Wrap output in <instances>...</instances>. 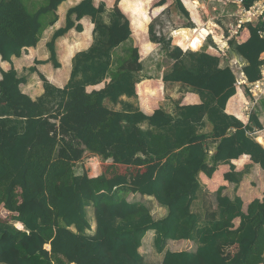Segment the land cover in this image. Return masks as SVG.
<instances>
[{"label": "trees", "instance_id": "16d2710c", "mask_svg": "<svg viewBox=\"0 0 264 264\" xmlns=\"http://www.w3.org/2000/svg\"><path fill=\"white\" fill-rule=\"evenodd\" d=\"M65 1L0 0L3 61L11 62L24 48L36 47L44 31L57 22L58 7ZM173 1L182 15L191 18L185 0ZM257 1L243 0V7L249 9ZM32 2L39 4L37 10L28 7ZM166 3L159 0L154 7L163 8ZM104 11L85 0L68 12L66 27L49 44L51 59L60 67L54 43L75 27V14L78 21L91 16L96 31L107 38L103 48L76 56L71 82L56 92L63 99L57 110L47 106L54 95L39 72L46 93L35 102L20 89L26 79L18 78L14 68L8 72L0 68V264H145L139 249L149 231L156 232L160 251L168 240L200 244L189 252H166L163 264H263L264 197L249 204L245 213L241 198L224 195L231 183H241L253 165L264 171V147L248 135L254 127L262 129L259 115L253 114L252 126L246 127L236 114L229 115L235 103L229 101L241 87L230 66L220 67L226 55L216 51L212 38L201 51L185 52L173 46L172 38L156 32L159 17L137 34L132 16L127 18L118 5L111 26H105L97 21ZM246 28L249 40L242 44L232 40L229 50L246 61L243 74L248 83H254L261 78L264 21ZM76 29L82 31L80 26ZM125 43L130 46L118 57L113 51ZM149 45L159 46L170 63L157 78L191 88L201 96V104H179L175 116L160 107L146 116L104 106L105 98L116 101L131 90L127 83L133 74L145 71L143 54ZM80 75L83 80L77 81ZM106 76L111 81L104 89L87 92V87L102 84ZM146 86H139L142 96ZM205 94L210 99L205 100ZM205 119L214 127L210 134L200 133ZM144 123L148 128L141 127ZM212 146L214 163L210 165L206 157ZM87 154L101 158L97 178L85 171L77 174ZM245 157L249 160L245 171L237 172L233 162ZM200 173L220 184L217 210L205 200L204 222L191 210L201 187ZM131 194L154 197L168 215L155 221L144 204L128 201ZM89 203L95 207L97 223L93 236L86 234L91 229L86 215ZM236 218L241 219L238 228L233 224ZM14 222L23 223L26 231L17 229Z\"/></svg>", "mask_w": 264, "mask_h": 264}, {"label": "crops", "instance_id": "0c3cea01", "mask_svg": "<svg viewBox=\"0 0 264 264\" xmlns=\"http://www.w3.org/2000/svg\"><path fill=\"white\" fill-rule=\"evenodd\" d=\"M85 0H67L62 3L57 10V22L55 25L46 29L37 44L36 47H28L22 50L20 57H12L11 62L3 61L0 55V68L3 71H10L14 68L18 74V78L26 79V82L20 85V89L23 94L30 97L33 101L37 102L44 98L46 90L43 82L41 81L38 72L43 75L49 83V93L54 95V98L49 99L48 108L55 111L59 108L63 99L57 91L64 90L72 80L74 70V60L78 54L87 53L93 48H103V45L107 41L106 36L99 31H96V25L93 22L91 16H85L80 21L77 20L76 14L72 16V20L75 23V27L63 36L55 40V52L56 62L60 65L57 67L52 61L51 51L49 44L53 41L54 35L61 29H64L67 25L68 12L72 9L77 8ZM93 7L99 9L101 6L105 8V11L100 14L97 21L105 26H111L113 22V11L118 5L121 12L129 18L126 12L121 8L122 0H92ZM159 0H152V7L155 2ZM174 4L173 0H167L165 4L167 7L156 17H160L163 13ZM30 10L34 11L39 8V4L34 2L28 4ZM130 19V18H129ZM155 19V18H154ZM82 27V31L79 32L76 27ZM245 31L248 36L246 40L242 41ZM250 38V32L248 29L242 30L239 37L238 44L245 43ZM114 49L113 53H117L118 57L125 55V48L130 46L129 43L122 45ZM141 52V48H140ZM229 58V56H227ZM235 62L239 61L242 66H246V61L239 55L234 54ZM117 58V57H116ZM105 60V59H104ZM99 61L104 63L105 61ZM234 62V63H235ZM145 66V65H144ZM220 67H224L222 64ZM36 68L37 72L33 73L30 70ZM146 68V67H145ZM163 76V72L159 76ZM3 76L0 72V81ZM83 76L80 75L77 81H82ZM111 81L107 76L105 77L102 84L96 86L87 87V92L100 91L105 88V84ZM131 84V90L124 91L118 100H113L111 97H107L104 100V106L114 112H137L140 111L146 116H152L156 108H163L166 113L173 116L177 115V106L197 105L202 103L201 96L194 93L193 90L182 83H164L157 77H143L142 72L135 73L129 78ZM148 83V88L145 90V96H142L139 92V86ZM190 99V101H188ZM204 99H210L207 94L204 95ZM230 102V101H229ZM226 113L227 112L226 109ZM241 113V112H239ZM237 116L236 110H233L232 114ZM239 115V114H238ZM260 118V116H259ZM263 118L260 119L262 126L264 127ZM206 126L200 131L201 134H210L213 132V125L205 119ZM142 128H148V123H144ZM262 127V128H263ZM263 138L262 136H260ZM264 139V138H263ZM259 142L258 140H256ZM260 143V142H259ZM264 147V144L261 143ZM215 146L211 147V153L207 155V163L212 165L214 163ZM110 160L108 163H111ZM249 160L247 157L233 162L236 165L237 172H244ZM101 158L99 156L87 154L83 162L79 164L77 174H82L84 171L88 173L91 178H97L101 175ZM200 190L197 193V199L193 202L191 210L197 213L202 222L206 218L205 200L208 198L211 203V209L217 210L218 203L216 198V190L218 189V183H214L209 180L204 174H199ZM224 195L234 200L239 197L243 201V211L246 213L249 204L256 199H262L264 197V171L259 165H253L250 170L245 173L242 177L240 184L231 183L228 188L224 191ZM130 203H142L149 210L155 221L164 219L168 215V209L161 206L154 197L142 196L140 194H131L128 196ZM86 215L91 226V229L86 231L87 235H95L97 231L95 207L92 203L87 204ZM241 219L236 218L233 221L235 228L240 226ZM17 229L26 231V227L23 223L14 222L12 223ZM17 224L23 226L22 229L17 227ZM71 230L76 232L75 227H71ZM152 233V234H151ZM200 244L198 241L180 240L172 241L168 240L160 251L159 245L157 244V234L155 231H149L144 237L142 247L139 249L140 254L144 258L145 264H163L166 252H189L197 249ZM46 250H50V246H45ZM264 264V263H263Z\"/></svg>", "mask_w": 264, "mask_h": 264}, {"label": "rangeland", "instance_id": "374dc122", "mask_svg": "<svg viewBox=\"0 0 264 264\" xmlns=\"http://www.w3.org/2000/svg\"><path fill=\"white\" fill-rule=\"evenodd\" d=\"M186 1V2H185ZM186 6L188 10L191 12V18L185 17L182 15L173 4L169 9L163 13L162 16L159 17L157 24V34H163L168 39L173 38L172 33L174 32V38L172 39L173 46H179L183 50H186L187 47L193 48L195 51H199L200 46L203 43V40L210 34V32L214 35V39L217 43L225 46L221 35L222 30H227L226 25L235 24L234 18H224L222 15V11L226 8L228 11H235L236 8L231 4L222 3L219 0H198L202 7L198 6L197 10L203 8V10L199 11L200 17L204 19L202 22L198 16L197 11L195 10V6L190 1L185 0ZM167 6L163 8H155L152 7V0H122L121 8L132 16L133 28L134 32L139 34L141 31L149 29L150 24ZM216 9V10H215ZM194 23H193V22ZM189 23L193 24V27L187 28L186 26ZM191 28H196V30H191ZM211 28V30H209ZM217 29V30H214ZM222 29V30H221ZM217 31V32H216ZM240 36V33L239 35ZM247 32L245 31L244 37L242 41L246 40ZM135 44V41H134ZM200 48V49H199ZM188 51V50H187ZM232 49L227 52V56H229L230 60H225L226 62H222L223 66H230L235 62V57ZM144 65L145 71L142 72L143 77H159L161 73L165 71L170 66L168 62V58L165 53L161 51L159 46L149 45L144 50ZM159 66H162L161 72L159 71ZM234 72L236 73L238 79L241 81L242 74L241 70L237 65L233 67ZM148 86L145 87V90ZM238 98V99H237ZM247 99V94L244 88L239 91L233 98H231L230 103L235 101L232 107H229L231 113L233 110H236L240 118L246 120L248 117L247 109H250V105L245 100ZM237 100V101H236ZM249 101V99H247ZM242 107V109H239ZM253 114H258L260 119L264 120V101H262L258 106L254 108L252 111ZM264 122V121H263ZM257 140L260 143L264 144V139L260 136L257 137ZM78 169V168H77ZM152 234V233H151ZM146 237V236H145Z\"/></svg>", "mask_w": 264, "mask_h": 264}, {"label": "built area", "instance_id": "2783aa9c", "mask_svg": "<svg viewBox=\"0 0 264 264\" xmlns=\"http://www.w3.org/2000/svg\"><path fill=\"white\" fill-rule=\"evenodd\" d=\"M189 1L191 3H193V5L195 7H197V8H195L197 13L199 11L203 10V8H201L200 10H197L198 6L202 7L198 0H189ZM219 1L222 3H226V4H231L232 6H234L236 8L235 11H228V10H226V8L224 9V11H222V14H223L222 16L224 18H234L235 24L226 25L227 30L221 29L222 30L221 35L219 33H217L219 36L222 37V40L225 44V46H223V48L221 47V45L219 43L216 42V40L214 39V35L209 34L203 40V43L200 46L201 49L199 48L200 49L199 51H201L202 48L205 46L207 40L209 38H212L214 44L216 45V51L220 52V53H224L226 55V59H227L228 58L227 52L229 51V43L232 40H235L236 42H238L239 37H240V36H238L239 33L241 35L242 30L247 29L246 26L248 24L256 25V24L260 23L261 21H264V0H259V1L255 2L249 9H245L243 7V0H219ZM214 30H217V29H214ZM260 35H261V37L264 38V31H261ZM172 36L174 38V32L172 33ZM187 50L188 51H190V50L195 51V50H193V48H190V47H187L186 50H184V51L186 52ZM260 60L262 61V65L260 67L261 78L254 83H248L247 82V80L243 74V68L245 66L243 67L241 62L237 61V62L230 65L231 68L234 65H237L240 68L241 74H242V79L240 81L237 77V79H238L237 86L241 87V90L244 88V90L246 91V94H247V99H249V101L247 99H245L247 101V103L250 105V109L246 110L248 113V117L246 118V120L240 118V116L237 114V117L244 123L245 127L248 125L252 126V124L250 123L251 122L250 121L251 114L253 113L252 111H254V108L256 106H258L262 101H264V53L261 55ZM247 89H248L249 93H247ZM248 135L255 138L256 140H257L258 136H262L264 138V127L261 130L254 127L253 132H248Z\"/></svg>", "mask_w": 264, "mask_h": 264}, {"label": "bare ground", "instance_id": "6f19581e", "mask_svg": "<svg viewBox=\"0 0 264 264\" xmlns=\"http://www.w3.org/2000/svg\"><path fill=\"white\" fill-rule=\"evenodd\" d=\"M197 8V7H196ZM209 30H211V28L209 29ZM210 34H212L211 32H210ZM213 35V34H212ZM239 109H242V107H239Z\"/></svg>", "mask_w": 264, "mask_h": 264}, {"label": "clouds", "instance_id": "9594fccd", "mask_svg": "<svg viewBox=\"0 0 264 264\" xmlns=\"http://www.w3.org/2000/svg\"><path fill=\"white\" fill-rule=\"evenodd\" d=\"M259 143V142H258Z\"/></svg>", "mask_w": 264, "mask_h": 264}]
</instances>
